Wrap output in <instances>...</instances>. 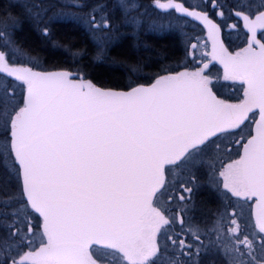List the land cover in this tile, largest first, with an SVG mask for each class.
<instances>
[{
	"label": "snow or ice",
	"instance_id": "snow-or-ice-1",
	"mask_svg": "<svg viewBox=\"0 0 264 264\" xmlns=\"http://www.w3.org/2000/svg\"><path fill=\"white\" fill-rule=\"evenodd\" d=\"M25 17L72 59L20 42ZM61 18L86 29L90 62L55 38ZM173 31L177 59L111 54ZM103 61L123 80L95 79ZM0 264H264V0H0Z\"/></svg>",
	"mask_w": 264,
	"mask_h": 264
},
{
	"label": "trees",
	"instance_id": "trees-1",
	"mask_svg": "<svg viewBox=\"0 0 264 264\" xmlns=\"http://www.w3.org/2000/svg\"><path fill=\"white\" fill-rule=\"evenodd\" d=\"M149 2V0H144ZM7 2V0H5ZM46 2V0H45ZM89 3L98 2V0H87ZM261 0L258 1V5ZM17 12L21 10L17 9ZM22 28L17 31L16 38L22 42L25 46L35 48L39 53L47 58L48 64H64L70 61L72 57L66 53L64 49L53 48L49 44L48 38H46L41 32H36V23L28 18H22ZM51 28L55 34V38L61 41H68L73 43L76 47H87L89 55L85 58V62L91 61V55L93 52V45L90 42L85 32L73 22H62L53 20L50 22ZM136 39L124 38L117 47L112 51L113 56L127 57L131 60L144 59L149 63H154L159 54L166 52L168 55L177 59L183 55L182 46L176 38H152L148 42H138ZM35 54V53H33ZM90 71L93 73V77L100 82H110L116 80H123L124 72L115 66L110 65L108 61L103 62H91Z\"/></svg>",
	"mask_w": 264,
	"mask_h": 264
},
{
	"label": "flooded vegetation",
	"instance_id": "flooded-vegetation-1",
	"mask_svg": "<svg viewBox=\"0 0 264 264\" xmlns=\"http://www.w3.org/2000/svg\"><path fill=\"white\" fill-rule=\"evenodd\" d=\"M138 3L143 4L142 0H138ZM233 22H235V20L228 21V23H233ZM226 30L227 29H225V31L223 32V37H224L226 43L230 46V39H228L229 37L228 36L226 37V35L224 36V34H226L225 33ZM242 34H243L242 35L243 38H242V41L239 43L238 46L242 45V42L244 39V33L242 32ZM232 48H236V47H232ZM224 91L229 95H235L238 93V89L236 91H233L232 89H229L227 87H225ZM214 207H215V196L208 189H201L198 193V196H197V209H196L195 215L198 218L202 217L204 219H208V218H210L212 211L214 210Z\"/></svg>",
	"mask_w": 264,
	"mask_h": 264
},
{
	"label": "bare ground",
	"instance_id": "bare-ground-1",
	"mask_svg": "<svg viewBox=\"0 0 264 264\" xmlns=\"http://www.w3.org/2000/svg\"><path fill=\"white\" fill-rule=\"evenodd\" d=\"M12 2L13 3H17V4H24V3H26L27 2V0H12ZM151 2V0H149V2H145L144 0H142V3L145 5V6H147L149 3ZM234 2H236L235 0H234ZM18 10H21V12L23 11L22 9H20V8H18ZM50 14V13H49ZM55 20V19H54ZM60 21H62V22H73V23H75L78 27H80L84 32H85V34L87 35V33H86V29L84 28V26L83 25H81V24H78V23H76V22H74V21H71V20H60ZM35 29H36V32H41V30H40V27L36 24L35 25ZM22 28V24L20 25V27H19V30ZM42 33V32H41ZM173 35H174V37L176 38V40L180 43L181 42V39H180V37H179V35H176V33H169V34H167V32H164V33H157V32H145L140 38H139V40H138V42H141V41H143V42H148V41H150L152 38H158V39H162V38H172L173 37ZM125 38H130V39H132L133 37L131 36V35H129V36H127V37H125ZM124 39V38H123ZM122 39V40H123ZM133 39H135V38H133ZM121 40V41H122ZM120 41V42H121ZM119 42V43H120ZM137 42V43H138ZM149 43V42H148Z\"/></svg>",
	"mask_w": 264,
	"mask_h": 264
},
{
	"label": "rangeland",
	"instance_id": "rangeland-1",
	"mask_svg": "<svg viewBox=\"0 0 264 264\" xmlns=\"http://www.w3.org/2000/svg\"><path fill=\"white\" fill-rule=\"evenodd\" d=\"M235 1L236 2H239V0H235ZM258 1L259 0H247L248 3H251L254 6H258ZM72 2H73V0H57V3L58 4H61V5H63V4H70ZM77 2L83 3V2H85V0H77ZM65 10H67V11H76L77 9H75V8H68V9H65ZM49 15H51V13ZM55 20L60 21V20H68V19L61 18V19H55ZM169 33H176V32H174V31L173 32H167V34H169ZM225 33H226L225 34L226 37L228 36L229 37L228 39H230V47H237L239 45V43L242 41V38H243L242 35L243 34H242L241 31H229V30H226ZM197 34H198V29H197ZM176 35H179V37L181 39V42L179 44L183 48V37L180 34H178V33H176ZM213 71H219V70H217L216 67H215L213 69Z\"/></svg>",
	"mask_w": 264,
	"mask_h": 264
},
{
	"label": "water",
	"instance_id": "water-1",
	"mask_svg": "<svg viewBox=\"0 0 264 264\" xmlns=\"http://www.w3.org/2000/svg\"><path fill=\"white\" fill-rule=\"evenodd\" d=\"M219 66V65H218ZM220 67V66H219Z\"/></svg>",
	"mask_w": 264,
	"mask_h": 264
}]
</instances>
